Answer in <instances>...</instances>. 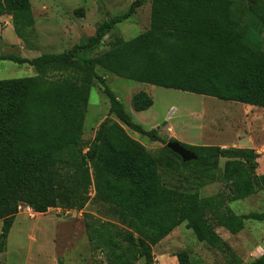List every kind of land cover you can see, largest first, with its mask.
<instances>
[{
  "label": "trees",
  "instance_id": "obj_1",
  "mask_svg": "<svg viewBox=\"0 0 264 264\" xmlns=\"http://www.w3.org/2000/svg\"><path fill=\"white\" fill-rule=\"evenodd\" d=\"M147 2L157 11L159 25L167 28L149 29L129 40L115 37L106 51L94 56L108 33ZM234 5L232 0H134L126 13L106 17L94 35L62 53L33 59L0 53V61L28 65L36 72L0 81V253L21 206L38 215L57 208L79 212L92 188L104 215L123 226L84 214L91 252L102 251L105 264H153L152 247L183 223L198 242L227 262L231 256L233 264L241 263L213 224L235 236L246 220L264 221V212L236 215L226 206L264 193V174H256L258 154L180 143L196 156L183 163L166 148L177 141H166L155 129L146 131L135 123L95 71L99 67L135 83L264 109V1L246 2L244 15ZM0 11L11 17L16 37L26 42L35 25L30 1L0 0ZM222 37H234L236 43L224 46ZM94 81L102 86L108 115L117 122L101 121L84 148L82 127ZM152 105L146 92L131 98L135 112ZM124 127L161 143L180 167H199L203 176L193 179L187 191L164 187L158 160ZM219 159L225 160L218 179L227 194L200 198L197 189L216 180ZM175 257L177 264H191L186 251ZM248 264H264V250Z\"/></svg>",
  "mask_w": 264,
  "mask_h": 264
},
{
  "label": "rangeland",
  "instance_id": "obj_2",
  "mask_svg": "<svg viewBox=\"0 0 264 264\" xmlns=\"http://www.w3.org/2000/svg\"><path fill=\"white\" fill-rule=\"evenodd\" d=\"M29 1L35 25L33 32L27 35L26 42L16 37L12 19L0 11L1 54L33 59L41 54L62 53L94 35L95 29L106 17L126 13L134 0ZM232 1L235 3V11L244 15L246 2L250 0ZM150 7V3H145L129 19L118 24L108 33L94 56L106 51L115 37L129 40L149 29L167 28V24L159 25L157 11L154 8L153 12ZM172 14L173 9H170L167 16ZM222 42L224 46H232L236 40L234 37H222ZM95 71L99 77L105 79L106 85L132 116L133 121L144 130L155 129L157 135L166 141L173 139L192 146H238L244 149H253L255 146L259 151L256 174H264V109L135 83L104 73L99 67ZM34 75V69L28 65L0 61V81ZM94 82L89 91L82 127L84 148L93 140L101 121L108 118L117 122L114 116L108 115L109 103L102 93V86L97 81ZM140 91L146 92L152 98L153 105L147 111L135 112L131 107V98ZM124 129L129 137L140 143L158 160V174L164 187L187 191L193 186V179L203 176L199 167H180L179 161L166 153L161 143L126 127ZM238 142H244V145H237ZM224 163V159L218 160L214 170L215 181L197 189L200 198L218 193L227 194L224 184L218 179ZM89 196V202L79 212L57 208L35 215L26 207H20L7 237L5 250L0 253V264H105L106 257L102 251L91 252L85 233L84 214L120 229L123 226L104 215L100 205L93 200L92 188ZM226 206L236 215L263 213L264 193L257 191L245 200L229 202ZM213 229L232 249L236 258L241 261L240 264L250 263L264 250V221L246 220L243 230L235 236L215 224ZM160 244L159 248L154 247V258L161 252L175 250L186 251L191 264L234 263L231 256L227 257V262L207 244L198 242L184 223L175 228ZM136 264L144 262L138 260Z\"/></svg>",
  "mask_w": 264,
  "mask_h": 264
},
{
  "label": "crops",
  "instance_id": "obj_3",
  "mask_svg": "<svg viewBox=\"0 0 264 264\" xmlns=\"http://www.w3.org/2000/svg\"><path fill=\"white\" fill-rule=\"evenodd\" d=\"M150 3V2H148ZM11 18V17H10ZM35 71V70H34ZM36 73V72H35ZM35 76V75H34ZM100 124V123H99ZM98 124V125H99ZM237 145H240V146H243L244 145V142L243 143H239ZM222 147V146H221ZM222 148H227V147H222ZM236 148H240V147H236ZM253 150L256 152V153H259V151L255 148H253ZM22 207V206H21ZM28 209V208H27ZM20 210V208H19ZM35 215H38V214H35ZM1 223V221H0ZM162 244V241L159 242ZM159 243L157 245H155L154 247H157L159 248ZM160 244V245H161ZM159 246V247H158ZM154 247H152V254L154 255ZM177 252L175 250H169V251H164V252H161V254H158V256L155 255V258H154V261L155 263L154 264H177V260H176V257H175V254Z\"/></svg>",
  "mask_w": 264,
  "mask_h": 264
},
{
  "label": "water",
  "instance_id": "obj_4",
  "mask_svg": "<svg viewBox=\"0 0 264 264\" xmlns=\"http://www.w3.org/2000/svg\"><path fill=\"white\" fill-rule=\"evenodd\" d=\"M166 148L173 154L177 155L183 163L196 160L194 153L184 148L179 142L167 143Z\"/></svg>",
  "mask_w": 264,
  "mask_h": 264
}]
</instances>
